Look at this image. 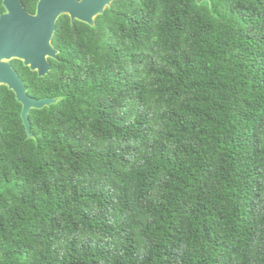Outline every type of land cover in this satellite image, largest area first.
I'll return each instance as SVG.
<instances>
[{
	"label": "trees",
	"instance_id": "1",
	"mask_svg": "<svg viewBox=\"0 0 264 264\" xmlns=\"http://www.w3.org/2000/svg\"><path fill=\"white\" fill-rule=\"evenodd\" d=\"M36 0H34V3ZM0 87V264H264V0H114Z\"/></svg>",
	"mask_w": 264,
	"mask_h": 264
},
{
	"label": "water",
	"instance_id": "2",
	"mask_svg": "<svg viewBox=\"0 0 264 264\" xmlns=\"http://www.w3.org/2000/svg\"><path fill=\"white\" fill-rule=\"evenodd\" d=\"M114 0H39L35 16L28 15L18 0H12L9 14L0 20V87H6L22 106L21 118L29 138V114L43 110L58 99L36 100L28 96V88L12 69L10 61L18 60L39 78H45L52 67L48 59L58 60V52L52 47V39L58 19L67 15L90 27L104 14Z\"/></svg>",
	"mask_w": 264,
	"mask_h": 264
},
{
	"label": "flooded vegetation",
	"instance_id": "3",
	"mask_svg": "<svg viewBox=\"0 0 264 264\" xmlns=\"http://www.w3.org/2000/svg\"><path fill=\"white\" fill-rule=\"evenodd\" d=\"M19 1V4H20V6L23 8V10L28 14V15H30V16H35L36 15V13H37V5H38V2H39V0H36V2L34 3V0H18ZM11 2H12V0H0V20L3 18V17H5V16H7L8 14H9V7H10V5H11ZM59 20V19H58ZM58 22V21H57ZM57 24V23H56ZM56 31V30H55ZM51 44H52V42H51ZM52 47L58 52V50L53 46V44H52ZM57 57H58V55H57ZM50 60L51 59H48V62L50 63ZM14 60H12V61H10L9 63H10V65H11V67H12V69H14L13 68V66H12V62H13ZM16 61H18V60H16ZM54 61H56V60H54ZM21 62V61H20ZM22 63V62H21ZM22 65H23V63H22ZM50 65H51V63H50ZM25 68H27V67H25ZM27 69H29V68H27ZM15 71V70H14ZM16 72V71H15ZM17 73V72H16ZM32 73H35V72H32ZM37 74V73H36Z\"/></svg>",
	"mask_w": 264,
	"mask_h": 264
}]
</instances>
